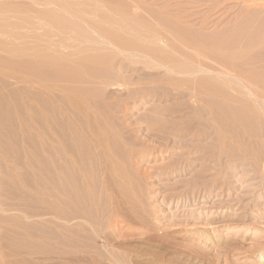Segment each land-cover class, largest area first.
I'll use <instances>...</instances> for the list:
<instances>
[{"label": "rangeland", "instance_id": "obj_1", "mask_svg": "<svg viewBox=\"0 0 264 264\" xmlns=\"http://www.w3.org/2000/svg\"><path fill=\"white\" fill-rule=\"evenodd\" d=\"M30 1L0 0L1 250L21 264H264V0H113L138 26L130 47L84 24L82 46L36 32L25 20L57 6Z\"/></svg>", "mask_w": 264, "mask_h": 264}, {"label": "bare ground", "instance_id": "obj_2", "mask_svg": "<svg viewBox=\"0 0 264 264\" xmlns=\"http://www.w3.org/2000/svg\"><path fill=\"white\" fill-rule=\"evenodd\" d=\"M9 1V0H8ZM11 1V0H10ZM15 1V0H14ZM18 1V0H17ZM20 1V0H19ZM24 1V0H23ZM28 1H30V0H28ZM32 1V0H31ZM30 1V2H31ZM39 1V2H38ZM119 1V0H118ZM124 1V0H123ZM5 2H6V0H5ZM22 2V1H21ZM36 3V4H41V5H43V6H47V8L48 7H50V8H52L53 6H57L56 8H54V10L56 9H59V10H57V11H54V10H50L49 9V11H45V12H40V13H37V14H34L33 12V14L34 15H36L35 17H34V19H32V18H27V20H25V23L26 24H32L33 25V27H34V29H35V31L37 32V31H39L40 29H44L45 27H49L50 28V26H51V28L53 27V30H54V28L56 29L57 28V30L60 32L59 34H61V35H67L66 37H67V42H68V40L70 39L71 41L73 40V42H76V43H78V44H81V43H83L84 45H86V43H88V42H90L91 43V41H92V37L90 36V34H92V32L94 33V34H96L99 38L97 39H95V40H98V42H102V44H100V45H104V42L105 43H109L110 45L111 44H116L117 45V43L118 42H120L119 44H124V43H126L127 42V40H128V47H130V44H129V42H132L133 44L135 43V42H133L132 40H130V39H127L126 40V38L123 36V34L124 33H129V34H131V33H135L136 34V29L138 28V26L136 27V23L133 21V20H131L130 18H129V16H128V10L127 9H123V7L119 4V3H117V2H115V1H113V0H84V1H82V0H78V1H76L75 0V2H73L72 0H33L32 1V3ZM121 2V1H120ZM2 3H3V1H2ZM7 3V2H6ZM20 3V2H19ZM12 4V3H11ZM13 4H14V2H13ZM12 4V5H13ZM18 4V3H17ZM16 4V5H17ZM20 4H23V3H20ZM25 4L28 6V4H29V2L28 3H24V6H25ZM122 4H126V3H122ZM9 5V4H8ZM123 5V6H124ZM26 6V7H27ZM36 6V5H35ZM17 7H18V5H17ZM26 7H25V9H26ZM39 7V6H38ZM22 8V7H21ZM29 8V7H28ZM27 8V9H28ZM35 8V7H34ZM33 8V9H34ZM36 8H37V6H36ZM131 8V7H130ZM3 9V8H2ZM26 9V10H27ZM106 9L108 10V11H106ZM129 9V8H128ZM41 10H42V8H41ZM122 10H124V11H122ZM10 11V10H9ZM36 11V10H35ZM23 12V11H22ZM27 12V11H26ZM59 12V13H58ZM30 13H31V11H30ZM60 13H65V16L64 15H62V14H60ZM111 13H114L115 15H118V17H113V16H111ZM132 13V12H131ZM26 14V13H25ZM29 14V13H28ZM7 15V14H6ZM17 15H20V14H17ZM27 15V14H26ZM67 15V16H66ZM6 17V16H5ZM135 18V17H134ZM2 19V18H1ZM140 19V18H139ZM11 20H12V18H11ZM24 20V19H23ZM20 22V21H19ZM136 22H138V21H136ZM9 23V22H8ZM20 23H22V22H20ZM13 24V23H12ZM15 24V23H14ZM83 24L84 25H86V28H85V30H92V32L90 33V34H88V32L87 31H85L84 29H83ZM9 25V24H8ZM143 25V24H142ZM142 25H139V27L140 26H142ZM17 26H19V25H17ZM144 27V26H143ZM143 27L141 28L142 29V31H143ZM18 28V27H17ZM20 28V27H19ZM18 28V29H19ZM23 28V27H22ZM30 28V27H29ZM87 28H89V29H87ZM147 28V27H146ZM26 29V28H25ZM33 29V28H32ZM16 30V29H15ZM14 30V31H15ZM19 30H21V29H19ZM27 30V29H26ZM90 30H89V32H90ZM2 31V30H1ZM11 31V30H10ZM25 31V30H24ZM56 31V30H55ZM26 32V31H25ZM30 33H32L31 31H29ZM41 32V31H40ZM123 32V33H122ZM21 33V32H20ZM23 33V32H22ZM122 34V35H121ZM139 34V33H138ZM154 34V33H153ZM2 35V34H1ZM11 35V34H10ZM21 35V34H20ZM24 35V34H23ZM32 35V34H31ZM49 35V34H48ZM51 35V34H50ZM49 35V36H50ZM60 35V36H61ZM25 36V35H24ZM27 37H28V35H26ZM25 36V37H26ZM40 35H33V37H34V39H36V40H41V38H43V37H39ZM125 38H123V37ZM126 36V35H125ZM153 36V35H152ZM2 37V36H1ZM11 37V36H10ZM10 37H9V39H10ZM12 37H14V36H12ZM45 37V36H44ZM61 37H63L62 39H61V41L65 38L64 36H61ZM141 37V36H140ZM16 38V37H15ZM46 38V37H45ZM141 38H143V37H141ZM151 38V37H150ZM26 39V38H25ZM102 41H101V40ZM140 39V38H139ZM147 39H149V38H147ZM23 40V39H22ZM28 40V39H27ZM54 40V39H53ZM60 40V39H59ZM134 40V39H133ZM154 40V39H153ZM1 41V40H0ZM3 41V40H2ZM1 41V42H2ZM15 41V40H14ZM18 41V40H17ZM21 41V40H20ZM24 41V40H23ZM58 41V40H57ZM53 42V41H52ZM65 43L64 42V40H63V42H61V44H57L58 46H56V47H59V48H65V49H69V47H71V46H67L68 45V43ZM84 42H86V43H84ZM9 43H10V41H9ZM13 43V42H12ZM23 43V42H22ZM55 43V42H54ZM95 43V42H94ZM153 43H154V41H153ZM3 44V43H2ZM7 44H8V42H7ZM7 44H6V46H7ZM49 44V43H48ZM99 44V43H98ZM140 44H142V43H140ZM151 44V43H150ZM17 45H19V44H17ZM16 45V46H17ZM23 45V44H22ZM55 45V44H54ZM92 45V44H91ZM95 45V44H94ZM96 45H97V41H96ZM126 45V44H125ZM135 45H137L136 43H135ZM134 45V46H135ZM149 45V44H148ZM15 46V45H14ZM37 46V45H36ZM81 46H82V44H81ZM115 46V45H114ZM118 46V45H117ZM124 46V45H123ZM133 46V45H132ZM151 46V45H150ZM26 47H27V45H26ZM49 47H51V44H50V46ZM87 47V46H86ZM96 46H94V48H95ZM103 47H106V46H103ZM113 47V46H112ZM122 46L120 45V48H121ZM125 47H127V46H125ZM140 47V46H139ZM10 48H11V46H10ZM19 49H20V47H18ZM24 48H25V46H24ZM73 48V47H72ZM88 48V47H87ZM97 48V47H96ZM115 48V47H114ZM124 48V47H123ZM1 49V48H0ZM9 49V48H8ZM53 49V48H52ZM52 49H50V51L52 50ZM58 49V48H57ZM57 49H55V50H57ZM89 49V48H88ZM125 49V48H124ZM128 49V48H127ZM133 49V48H132ZM18 50V49H17ZM49 49H47V51H48ZM80 50V49H79ZM97 50V49H96ZM119 50V49H118ZM122 50V49H121ZM120 50V51H121ZM16 51V50H15ZM61 51V50H60ZM75 51H77V49H75ZM102 51V50H101ZM136 51V50H135ZM138 51V50H137ZM140 51H141V49H140ZM20 52H22V51H20ZM24 52V51H23ZM22 52V53H23ZM64 52V51H63ZM105 52V51H104ZM139 52V51H138ZM7 53V52H6ZM48 53H49V51H48ZM58 53V52H57ZM65 53V52H64ZM75 53V52H74ZM89 53V52H88ZM98 53V52H97ZM12 54V53H11ZM26 54V53H25ZM55 54V55H54ZM156 54V53H155ZM164 54V53H163ZM20 55V54H19ZM18 55V56H19ZM37 55H38V53H37ZM50 55V54H49ZM58 55V54H57ZM98 55V54H97ZM152 55V54H151ZM12 57L13 56H17V55H11ZM17 56V57H18ZM86 56H87V53H86ZM85 56V57H86ZM159 56V55H158ZM11 57V58H12ZM16 57V58H17ZM22 57V56H21ZM75 57H77V56H75ZM98 57V56H97ZM167 57V56H166ZM165 57V58H166ZM10 58V57H9ZM20 58V57H19ZM64 57H62V56H60V55H58V56H56V51L55 52H53V54L52 55H50V60H49V62H48V66H50V64H51V66H53L54 67V65L56 64V61H59V63H61L60 62V60L61 59H63ZM69 58V57H68ZM73 58V57H72ZM87 58V57H86ZM111 58V57H110ZM169 58V57H168ZM15 59V58H14ZM71 59V58H70ZM90 59H92V58H90ZM94 59V58H93ZM92 59V60H93ZM42 60V59H41ZM85 60V59H84ZM99 60V59H98ZM62 62H63V60H61ZM79 61V60H78ZM100 61V60H99ZM167 61V60H166ZM96 62H97V60H96ZM105 62V61H104ZM103 62V63H104ZM45 63H46V61H45ZM55 63V64H54ZM59 63H58V65H59ZM75 63V62H74ZM91 63H93V62H91ZM90 63V64H91ZM105 63H107V62H105ZM44 64V63H43ZM52 64H54V65H52ZM69 64V63H68ZM75 64H77V63H75ZM98 64V63H97ZM65 65V64H64ZM70 65H72V64H70ZM95 65H96V63H95ZM107 65V64H106ZM47 66V67H48ZM97 66V65H96ZM56 67H57V65H56ZM55 67V68H56ZM59 67V66H58ZM62 67V64L60 65V68ZM72 67V66H71ZM46 68V67H45ZM55 68H52V69H55ZM65 68V67H64ZM78 68H80V67H78ZM83 68H84V66H83ZM82 68V69H83ZM185 68V67H184ZM57 69V68H56ZM63 69V68H62ZM82 69L81 70H79V71H82ZM94 69H96V68H94ZM42 70V69H41ZM50 71L51 69H47V71ZM67 70V69H66ZM70 70V69H69ZM86 70V69H85ZM92 70V69H91ZM43 71H44V69H43ZM43 71H42V73H43ZM53 71V70H52ZM59 71H60V69H59ZM96 71V70H95ZM55 72V71H54ZM61 72V71H60ZM73 72V71H72ZM40 73H41V71H40ZM61 73H63V71L61 72ZM77 73H78V75H79V72H78V69H77ZM241 73V72H240ZM50 74H51V71H50ZM92 74H95V73H92ZM98 74H99V72H98ZM237 74V73H236ZM44 75V74H43ZM46 75V74H45ZM60 75L61 74H59V80H60ZM66 75V74H65ZM64 75V76H65ZM68 75V74H67ZM77 75V74H76ZM77 75V76H78ZM82 75H84L83 73H82ZM81 75V76H82ZM31 77H32V75H30ZM48 76V75H47ZM63 76V75H62ZM76 76V77H77ZM90 76H92V75H90ZM89 76V77H90ZM98 76H100V75H98ZM240 76H242V75H240ZM50 77V76H49ZM69 77V76H68ZM75 77V76H74ZM86 77V76H85ZM84 77V78H85ZM95 77V76H94ZM62 78H64V77H62ZM66 78V77H65ZM245 78H247V77H245ZM25 79V78H24ZM41 79V78H40ZM48 79V78H47ZM50 79V78H49ZM78 79H80V78H77V80ZM254 79V78H253ZM30 80V79H29ZM28 78H27V84H28ZM42 80V79H41ZM66 80V79H65ZM73 80V79H72ZM81 80H82V78H81ZM90 80V79H89ZM235 80V79H234ZM242 80V79H241ZM34 81V80H33ZM46 81V80H45ZM67 81H69L68 79H67ZM66 81V82H67ZM74 81V80H73ZM84 81V80H83ZM82 81V82H83ZM30 82V81H29ZM57 82V81H56ZM65 82V83H66ZM79 82H81V81H79ZM81 82V83H82ZM87 82V81H86ZM212 82V81H211ZM229 82V81H228ZM238 82H241L239 79H238ZM247 82H248V80H247ZM254 82V81H253ZM256 82V81H255ZM261 82V81H260ZM31 83H32V81H31ZM40 83V82H39ZM54 83V82H53ZM73 83V82H72ZM236 83H237V81H236ZM262 83H264V82H262ZM70 84V83H69ZM213 83H211V85H212ZM239 84V83H238ZM245 84V83H244ZM253 84H255L256 85V83H252V85ZM55 85V84H54ZM57 85V84H56ZM61 85V84H60ZM64 85V84H63ZM73 85V84H72ZM80 85V84H79ZM199 85H200V83H199ZM221 85V84H220ZM225 85H226V83H225ZM233 85V84H232ZM251 85V84H250ZM250 85H249V87H250ZM46 86V85H45ZM66 86H67V83H66ZM204 86V85H203ZM216 86H217V84H216ZM230 86V85H229ZM240 86V85H239ZM248 86V85H247ZM69 87V86H68ZM68 87H67V89H68ZM207 87V86H206ZM219 87V86H218ZM227 87V86H226ZM245 87V86H244ZM263 87V86H262ZM59 88V87H58ZM61 88V87H60ZM64 88V87H63ZM72 88H74L73 86H72ZM214 88H215V86H214ZM217 88V87H216ZM216 88H215V90H216ZM228 88V87H227ZM205 89H208V87L207 88H205ZM218 89V88H217ZM221 89V88H220ZM253 89V88H252ZM69 90V89H68ZM227 90V89H226ZM230 90H232V89H230ZM72 91V90H71ZM71 91H69V92H71ZM223 91V90H222ZM229 91V90H228ZM260 91H261V89H260ZM57 92V91H56ZM67 92V91H66ZM74 92V91H73ZM76 92V91H75ZM252 92V91H251ZM262 92V91H261ZM215 93V92H214ZM238 93V92H237ZM246 93V92H245ZM253 93V92H252ZM256 93V92H255ZM67 94V93H66ZM75 94V93H74ZM254 94V93H253ZM250 95V94H249ZM264 95V94H263ZM243 96V95H242ZM66 97H67V95H66ZM248 97H250V96H248ZM74 98V97H73ZM244 98V97H243ZM67 100V99H66ZM72 100V99H71ZM76 100V99H75ZM263 101V100H262ZM76 103V102H75ZM255 103V102H254ZM72 104V103H71ZM77 105V104H76ZM76 105L74 106L75 108H76ZM70 106V105H69ZM79 108V107H78ZM84 109V108H83ZM85 111V110H84ZM78 112V111H77ZM92 115V114H91ZM92 117H93V115H92ZM92 117H90V118H92ZM94 118V117H93ZM93 127V126H92ZM81 135V134H80ZM101 135V134H100ZM79 136V135H78ZM81 138V137H80ZM99 139V138H98ZM83 140V139H82ZM85 140V139H84ZM73 141H75V140H73ZM72 141V142H73ZM71 142V143H72ZM76 142H77V140H76ZM81 142V141H80ZM43 143V142H42ZM79 143V142H78ZM86 144V143H85ZM77 145V144H76ZM88 145V144H87ZM86 145V146H87ZM78 146V145H77ZM45 147V146H44ZM66 147V146H65ZM64 147V148H65ZM68 147H70V145L68 146ZM73 147H74V144H73ZM73 147H71V148H73ZM83 147V146H82ZM98 147H99V145H98ZM104 147V146H103ZM46 148V147H45ZM61 148H62V146H61ZM75 148V147H74ZM41 149H42V147H41ZM69 149V148H68ZM59 150H60V148H59ZM62 150V149H61ZM75 150V149H74ZM42 151V150H41ZM70 151H71V149H70ZM69 151V152H70ZM73 151V150H72ZM103 152V151H102ZM55 153V152H54ZM59 153V152H58ZM67 153V152H66ZM65 154V153H64ZM69 154V153H68ZM75 154V153H74ZM75 156H77V155H75ZM53 157H56V156H53ZM67 158H69V157H67ZM61 159H63V158H61ZM71 159V158H70ZM65 160V159H64ZM59 161V160H58ZM62 161V160H61ZM71 162V161H70ZM73 162V161H72ZM111 162V161H110ZM56 163H58V162H56ZM61 163V162H60ZM63 163V162H62ZM66 163V162H65ZM71 164V163H70ZM69 164V165H70ZM105 164V163H104ZM62 165V164H61ZM68 165V166H69ZM109 165V164H108ZM111 165V164H110ZM58 166H60V165H58ZM56 167V166H55ZM61 167V166H60ZM72 167V166H71ZM75 167V166H74ZM77 167V166H76ZM80 167V166H79ZM85 167V166H84ZM87 167V166H86ZM69 168V167H68ZM108 168V167H107ZM109 168H110V166H109ZM67 169V168H66ZM70 169V168H69ZM68 169V170H69ZM85 169V168H84ZM53 170V169H52ZM67 170V171H68ZM71 170V169H70ZM74 170V169H73ZM76 171V170H75ZM77 171H78V169H77ZM84 171V170H83ZM109 171H110V169H109ZM56 172V171H55ZM54 172V173H55ZM65 172V171H64ZM85 172V171H84ZM104 172V171H103ZM112 172H114V171H112ZM57 173V172H56ZM67 173V172H66ZM77 173V172H76ZM68 174V173H67ZM73 174H75V173H73ZM58 175V174H57ZM63 174H61V176H62ZM55 176V175H54ZM56 177V176H55ZM67 177V176H66ZM72 177V176H71ZM120 177V176H119ZM60 178V177H59ZM63 178V177H62ZM109 178V177H108ZM58 179V178H57ZM64 179V178H63ZM70 179V178H69ZM107 179V178H106ZM110 179V178H109ZM54 180V179H53ZM58 181V180H57ZM57 181H56V183H57ZM63 181V180H62ZM107 181H109L108 179H107ZM60 182V181H59ZM112 182V181H111ZM70 184V183H69ZM111 184V183H110ZM60 185V184H59ZM110 186V185H109ZM67 188V187H66ZM111 188V187H110ZM113 188V187H112ZM58 190V189H57ZM68 190V189H67ZM66 190V191H67ZM73 190V189H72ZM71 190V191H72ZM115 190V189H114ZM60 191V190H59ZM70 193V192H69ZM72 194V193H71ZM69 195V194H68ZM83 218H85V217H83ZM3 245V244H2ZM4 248H5V246H4ZM6 250H8V248L6 249ZM10 251V250H9ZM18 251H21V250H18ZM27 252V251H26ZM10 253H11V251H10ZM13 255V254H12ZM31 255V254H30ZM29 255V257H30V259H31V256ZM34 255V254H33ZM11 255L10 254H8V252L7 251H5V250H1V248H0V264H21V261H22V259L21 258H16V257H10ZM14 256H17V255H14ZM19 256V255H18ZM17 256V257H18ZM23 256H24V254H23ZM13 258V259H12ZM26 258H27V255H26ZM25 259V258H24ZM26 261V260H25ZM23 262V261H22Z\"/></svg>", "mask_w": 264, "mask_h": 264}]
</instances>
